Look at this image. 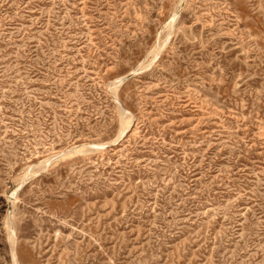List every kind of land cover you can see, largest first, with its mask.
Listing matches in <instances>:
<instances>
[{
	"label": "rangeland",
	"instance_id": "rangeland-1",
	"mask_svg": "<svg viewBox=\"0 0 264 264\" xmlns=\"http://www.w3.org/2000/svg\"><path fill=\"white\" fill-rule=\"evenodd\" d=\"M0 264H264V0H0Z\"/></svg>",
	"mask_w": 264,
	"mask_h": 264
},
{
	"label": "bare ground",
	"instance_id": "bare-ground-1",
	"mask_svg": "<svg viewBox=\"0 0 264 264\" xmlns=\"http://www.w3.org/2000/svg\"><path fill=\"white\" fill-rule=\"evenodd\" d=\"M176 14L175 13V17H176ZM173 19L174 17H172V21L170 22L169 26L172 27L173 26ZM123 77L122 78H119L117 81L113 82L112 85L114 86V88H117L118 84L122 81ZM194 91V90H193ZM123 106V105H122ZM124 109V108H123ZM126 110V109H125ZM130 112V111H129ZM121 121H122V128L120 129V134L123 133L126 128L129 126L130 122H131V117L129 114H127L125 111H122L121 112ZM120 122V121H119ZM11 225V224H10ZM9 225V226H10ZM10 229V228H9ZM12 229V228H11ZM10 229V230H11ZM9 230V231H10ZM14 234V233H13ZM12 236V235H11ZM13 241V240H12ZM11 241V242H12Z\"/></svg>",
	"mask_w": 264,
	"mask_h": 264
}]
</instances>
